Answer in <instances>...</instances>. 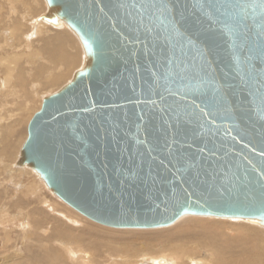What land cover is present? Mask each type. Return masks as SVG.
Segmentation results:
<instances>
[{
  "label": "water",
  "instance_id": "95a60500",
  "mask_svg": "<svg viewBox=\"0 0 264 264\" xmlns=\"http://www.w3.org/2000/svg\"><path fill=\"white\" fill-rule=\"evenodd\" d=\"M191 2L180 0L181 6ZM47 3L42 18L61 20L78 34L87 64L44 100L19 164L35 170L72 208L107 226L164 227L187 214L264 225V119L250 95L264 81V35L258 36L251 12L241 52L221 26L190 14L185 36L195 47L186 49L189 64L209 65L215 85H197L195 71L190 82L170 85L164 79L167 49L137 29L120 0ZM169 86L199 87L206 95L195 101L213 115L185 109ZM215 86L227 110L214 102Z\"/></svg>",
  "mask_w": 264,
  "mask_h": 264
},
{
  "label": "bare ground",
  "instance_id": "6f19581e",
  "mask_svg": "<svg viewBox=\"0 0 264 264\" xmlns=\"http://www.w3.org/2000/svg\"><path fill=\"white\" fill-rule=\"evenodd\" d=\"M3 1L0 4V70L3 71L5 90L0 94L3 97L0 99V114L7 123L0 121L2 125L0 129L5 127V132L0 130V163L5 162L4 169L0 167V177L5 171L8 172V175L1 179L3 186L8 187L10 186L8 179L21 180V175L27 174L25 172L15 178L13 170L23 172V168L32 169L28 165L19 164L23 146L28 138V128L25 141V137L20 138L21 134L17 133H21V122L26 123L25 112L37 104L39 90L55 88L63 82L70 83L74 75L86 67L87 54L83 44L81 43V47L74 34L72 35L71 31L69 33L67 26H62L55 35H51L50 30H46L49 25L61 27L65 23L60 20L54 24L43 19L50 8L48 12L35 18L32 15H36L38 7L29 8L30 3L27 5V0L26 3L24 0ZM36 4L40 6L41 1ZM37 36L42 39L34 41ZM31 45L33 52H28L26 49ZM80 48L84 49L82 57ZM73 49L76 52H72ZM21 61L25 62L23 68L19 64ZM18 64L21 69L16 77ZM31 79L36 83L34 89L30 86ZM3 88L0 89L1 92ZM13 88L17 91L10 93ZM52 95L43 98L41 108L39 107L36 113L41 111L44 100ZM7 104H10L11 108ZM4 106L7 107L3 108ZM11 140H14V144L10 143ZM20 145L22 147L16 163L19 168H16L13 166L16 159L13 161L7 159L12 157V154L17 156ZM27 183L26 194L23 193L21 196L9 191L11 187L5 190L15 215L7 214L3 222L0 215V223L4 225V233L0 235V247L6 246L5 252L13 240L11 227L14 224L17 230L31 236L32 242L29 243V237L27 238L28 254L25 255L24 264H264V229H262L264 225L261 226L258 220L232 224L229 219L237 218L187 214L164 227L116 228L92 221L66 203L68 206L61 207L56 204L59 207L55 208V211L59 212L55 214L64 221L51 218L46 223L45 220L49 216L44 209L49 208L51 211L54 202L45 197V201L43 197L33 199V196H37L32 195L35 180L30 182L28 180ZM14 198L16 200H13ZM35 203V206L43 203L44 208L40 206L32 209L31 205ZM24 216H26L25 224L21 221ZM45 224L47 229L42 228ZM34 242L41 250V254L31 258V252L38 254L37 248L31 244ZM99 244L105 249V255L100 257L101 261H98ZM137 244H140L141 251L144 247H148L151 252L135 255L137 249L130 246ZM157 251L160 252L152 254ZM7 254L10 255L9 250ZM119 255L120 260H118ZM6 262L10 264L9 261Z\"/></svg>",
  "mask_w": 264,
  "mask_h": 264
},
{
  "label": "snow or ice",
  "instance_id": "6c2138e0",
  "mask_svg": "<svg viewBox=\"0 0 264 264\" xmlns=\"http://www.w3.org/2000/svg\"><path fill=\"white\" fill-rule=\"evenodd\" d=\"M119 7L126 10L138 30H142L167 49V55L164 57L166 67L164 79L170 85L178 80L190 82L193 78L190 73L193 71L198 78L197 85L201 80H211L215 85L209 65L204 63L197 68L194 64L191 66L189 64L186 49L191 50L195 47L194 41L185 36L190 14L202 20L206 19L209 25L221 26V30L231 36V47L236 52H241L243 49V38L246 35L244 30L249 27L247 21L250 19V12L251 20L258 29V36L264 35V0H236L235 3L217 2L216 4L210 3L209 0H192L191 4H183V6L180 0H138V2L134 0L131 3L128 0H120ZM129 9H134L136 15L128 11ZM236 59L239 64L241 62L239 56ZM166 90L170 96L185 101V109L199 108L202 115H213V112L204 111L201 105L196 103L197 96L206 95L205 92L200 91L199 87L189 89L179 86L178 90L174 91L169 86ZM250 95L252 104L256 106L261 119H264V81L260 88L250 91ZM212 96L216 104L227 110L228 102L224 99L219 87H214ZM176 116L179 117V112H176Z\"/></svg>",
  "mask_w": 264,
  "mask_h": 264
},
{
  "label": "rangeland",
  "instance_id": "374dc122",
  "mask_svg": "<svg viewBox=\"0 0 264 264\" xmlns=\"http://www.w3.org/2000/svg\"><path fill=\"white\" fill-rule=\"evenodd\" d=\"M2 1L3 0H0V4L2 3ZM25 2L24 3H26L27 1V5L29 4V8H31V9H35L36 7H38L37 9H38V12L36 13V15H32V16H34L35 18L37 17H40L41 15H43V14H45L46 13V11L48 12L49 11V5H48V3H47V0H40L41 1V4H40V6H39V4H36L37 2L39 3V0H35V2H33L34 0H24ZM4 2V1H3ZM43 2V3H42ZM34 3H35V5H34ZM47 5H46V4ZM43 4V5H42ZM39 9H40V11H39ZM62 26H67L66 28L68 29V31H69V33H71L74 37H75V39L79 42V44L81 45V47H82V42H81V40H80V37L77 35V33L76 32H74L66 23H64L63 25H61V27H52V26H48L47 28H46V30L48 29V30H50V34L51 35H55L58 31H59V29H61L62 28ZM46 30H45V32H46ZM71 31V32H70ZM49 34V35H50ZM58 35H59V33H58ZM77 37V38H76ZM79 38V39H78ZM42 38H40L39 36H37V38L34 40V41H40ZM58 42H59V40L56 42V44L58 45ZM37 43H39V42H37ZM40 44V43H39ZM55 44V45H56ZM29 45V44H28ZM44 48H45V45H44ZM26 50H28V52H33V45H31V47L29 46V48L28 49H26ZM69 51L71 52V48H69ZM72 52H76L75 51V49H73L72 50ZM82 53H83V56H84V49L83 48H80V55H81V57H82ZM24 61H21V63H19L21 66H22V68L25 66V62H26V60H25V62L23 63ZM28 62H26V64H27ZM19 64H18V66H17V71L18 72H16V77L19 75V72H20V69H21V67L19 66ZM19 68V69H18ZM41 78V77H40ZM68 79H71V78H68ZM4 75H3V71L2 70H0V89H2L3 88V83H5L4 81ZM35 80H33V79H31L30 80V86H31V89L33 88L34 89V87L36 86V83H33ZM44 80L42 79L41 80V82H43ZM63 82V81H62ZM66 83H68V82H63V83H61L60 85H58L57 87H55V88H52V87H48V88H46V89H42V90H39L38 91V96H37V98H36V101H37V104L36 105H34V107L33 108H30L29 109V111H27V112H25V114H27L26 115V123L25 122H21V133L20 132H17V133H19V134H21V136H20V138H23V137H25L24 138V141H25V139L27 138V128H28V124H29V122H30V120H31V118L33 117V115L38 111V109H40L41 108V105H42V101H43V98L44 97H46V96H49V95H52V94H54L58 89H60L62 86H64ZM4 88H3V90H2V92H1V90H0V94H3V92H4ZM16 90V88H13V89H11V91H10V93H12L13 91H15ZM17 91V90H16ZM9 92V91H8ZM1 98H3L1 95H0V99ZM1 102V101H0ZM4 102V101H3ZM0 105H1V103H0ZM7 106L9 107V108H11L10 107V104H7ZM7 106H4L3 108H5V107H7ZM40 107V108H39ZM2 108V109H3ZM0 113H1V108H0ZM30 115V116H29ZM29 116V117H28ZM4 120V121H3ZM0 121H2V122H4V123H7V121L5 122V119L3 118V116L0 114ZM4 123H2L3 125H4ZM11 123V122H10ZM0 126H2V125H0ZM19 130H20V128H19V126L17 127ZM4 129H5V127L4 128H1L0 130H2V131H4ZM5 132V131H4ZM14 137V136H13ZM24 141L22 142V144L24 143ZM10 143H13L14 144V140H11V142ZM21 147H22V145H20V147H19V151H18V154H17V156H16V154H12V157H10L9 159H7V160H14V159H16L15 161H14V164H13V166H16V168H19L17 165H16V163H17V159L19 158V152H20V149H21ZM4 164H5V162L4 163H0V167H3V169H4ZM15 168V167H14ZM15 171L16 170H13L12 171V173H13V175L15 176V178H17L20 174H22V173H25V172H27V174H25V176L24 175H21V177H20V179L21 180H13V179H8V184H10V186L8 185V187H11V188H9L8 190L9 191H11V192H13V193H17V194H20L19 196H21L23 193H25L26 194V190H27V185H28V180H29V182H30V180L32 181L33 179L35 180V186H34V189H33V191H34V193H32V195H37V196H33V199H35L36 197H43V200L45 201V199H44V197L47 199V200H51L52 199V201L54 202L52 205H54V206H52V208H51V211L49 210V208H45L44 209V211H46V213H47V215L49 216L48 218H46V223L49 221V220H51V218H55V219H57V220H59V219H61L59 216H57L55 213H59L58 211H55V208H58L59 206H56V204H58V205H60L61 207H63V206H68L66 203H64V201H62L57 195H55L50 189H49V187L47 186V184H46V182L42 179V177L35 171V170H33V169H30V168H23V172H19V171H16V173H15ZM8 172L7 171H5L4 172V175L3 176H1L0 177V215H1V219H2V222H3V220H4V216H7V214H9V216H13V215H15V213L13 212V206H10L9 205V202H8V199H7V195L5 194V190L8 188L7 187V185H4L3 186V184H2V178L4 177V176H7L8 174H7ZM34 175V176H33ZM23 191V192H21V191ZM13 200H16V198H14ZM43 201V202H44ZM36 205V203L34 204V205H31L32 206V209H35V208H38V207H40L41 206V208H44L43 207V203H39V206H35ZM4 212V213H3ZM59 218V219H58ZM25 219H26V216H24V218H22V220L21 221H23L22 223L23 224H25L26 223V221H25ZM229 219V218H228ZM61 220H63V219H61ZM230 220V222L232 223V224H236V223H238V222H253V220L252 219H239V218H237V219H229ZM25 221V222H24ZM60 221V220H59ZM64 221V220H63ZM93 221V220H92ZM261 226H263V225H261ZM4 225H2V223H0V235H1V233H4ZM16 224H14L12 227H11V234H12V238H13V240H12V243H10V245L6 248V252H5V247L6 246H1L0 247V264H8L6 261H9V263L10 264H24V262H25V255L26 254H28L27 253V246H28V244L30 243V241L32 242V240H30V238H31V236H27L25 233H23V232H21V231H19V230H17L16 228ZM15 228V229H14ZM42 228H44V229H47V225L45 224V226L44 227H42ZM258 228H260V227H258ZM262 229H264V226H263V228ZM121 230V229H120ZM29 231V230H28ZM30 233V232H29ZM47 235H48V233H46ZM29 237V243H27L28 241H27V238ZM33 237V236H32ZM31 244H34V247L35 248H37V251H38V254H35V253H32L31 252V258L32 257H34V256H36V255H39V254H41V250L38 248V247H36V245H35V242L34 243H31ZM140 246V244H137V245H135V246H133V245H131L130 247H132V248H134V249H137L136 251H135V255H137V254H142V252H145V253H149V252H151L150 251V249L148 248V247H144V250L143 251H141L139 248ZM98 249H99V254H98V261H101L102 259L100 258V257H103L105 254H104V251H105V249H104V247H103V245L102 244H99L98 246ZM148 248V250H146ZM7 250H9V256H8V254H7ZM27 250V251H26ZM88 252H93V250H87ZM158 252H160V251H157V252H154V253H152V254H155V253H158ZM6 256V257H5ZM139 256V255H138ZM159 257H161V256H159ZM159 257H157V258H159ZM118 260H120V255H119V257H118ZM45 264V263H44Z\"/></svg>",
  "mask_w": 264,
  "mask_h": 264
}]
</instances>
